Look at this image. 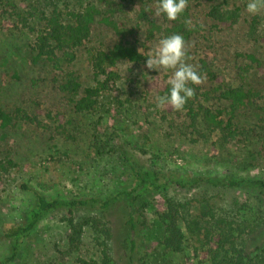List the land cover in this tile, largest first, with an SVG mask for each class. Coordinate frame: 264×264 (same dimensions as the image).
Instances as JSON below:
<instances>
[{
    "label": "rangeland",
    "instance_id": "rangeland-1",
    "mask_svg": "<svg viewBox=\"0 0 264 264\" xmlns=\"http://www.w3.org/2000/svg\"><path fill=\"white\" fill-rule=\"evenodd\" d=\"M13 1L28 23L36 26L40 13L35 8L42 0ZM104 1L67 0L71 8L95 2L106 11ZM113 1L121 5L111 20L120 29L131 30L136 24V13L130 0ZM246 2L190 0L192 20L199 30L193 41L184 46L185 63L211 46L214 61L226 73L227 82L234 85L243 83L238 73L247 63V54H254L264 64V45L249 32V20L254 14L246 11ZM217 3L240 7L241 17L232 28L215 29L205 17L211 5ZM118 34L99 16L87 46L106 48L117 41ZM137 35L141 41L145 40L144 33ZM127 37L134 38L129 33ZM161 38L158 35L151 41L152 50ZM33 41L34 35L11 17L6 0H0V104L7 110L22 107L36 115L46 111L54 117L59 113L65 116L61 128L57 121L40 116V125L21 122L8 130L0 129V157L7 152L17 163L0 185V264H77L76 256L67 249L69 229L62 220L67 215L63 208L52 210L42 218L23 238L21 255L13 262L7 261L10 241L4 237V231L25 220L26 213L36 205L37 194L48 199L111 200L115 208L134 203L143 208L147 224L137 238L136 247L131 249L125 236L116 232L112 240V264H132V261L165 264L164 256H157L163 252L160 243L165 233L158 209L164 206L165 197L204 196L219 208L234 207L236 202L235 209H239L241 218L248 220L251 231L261 217L260 211L264 217V198L253 182L264 180V76L253 75L247 80V84L260 92L259 109L240 115L234 137L223 143L215 132L200 129L199 135L192 134L182 119L164 115L156 107L155 95L148 84L140 82L143 75L150 78L158 72L126 61L120 65L122 79L114 92L123 101L121 109L114 110L123 113L112 119L104 106L95 113L75 112L52 81L50 64L44 59L36 60ZM86 55V50L79 51L73 69L84 86H91L95 80ZM159 73L170 76L171 70L162 69ZM198 86L203 91L211 83L203 79ZM110 100L112 104L111 97L105 98L107 107ZM201 133L207 137L203 138ZM131 167L142 172L178 173L189 177V182L203 176L215 183L234 180L237 184L213 186L199 182L183 188L169 184L164 191H150L137 183ZM22 185H27V189ZM135 188L138 189L133 192ZM127 192L132 196H125ZM136 195H139L137 200L133 199ZM101 211L94 206L79 208L75 213L81 219L103 215ZM117 215L116 222L121 223L122 218ZM257 233L263 240L264 227ZM92 237L93 231L89 229L80 255L98 259ZM193 254L188 247L185 253L171 256L175 264H190ZM257 254L258 260H264V251L254 252V257Z\"/></svg>",
    "mask_w": 264,
    "mask_h": 264
},
{
    "label": "trees",
    "instance_id": "trees-1",
    "mask_svg": "<svg viewBox=\"0 0 264 264\" xmlns=\"http://www.w3.org/2000/svg\"><path fill=\"white\" fill-rule=\"evenodd\" d=\"M104 2L106 11H102L101 6L95 2L71 8L67 0H42L40 6L35 8L40 14L37 25L33 26L17 11L13 0H6L7 6L11 9V17L16 18L22 23V27L34 35L33 48L36 60L44 59L50 64L52 81L57 84L59 92L70 101L74 111L95 113L104 106L105 112L112 119H116L123 113L114 110V108L120 110L123 102L118 99V92L114 94L122 79L121 63L126 61L135 65H145L146 57L152 50L150 43L158 35L164 37L174 33L181 34L185 45H189L195 38L199 26L193 23L190 0H187L184 12L175 20L155 15L157 0H130L136 13V24L131 30L120 29L119 25L111 20V16L119 11L118 6L121 4L118 5L113 0ZM240 11V7L217 3L211 5L205 17L212 22L215 29H229L239 21ZM106 12H109V15ZM99 16H103V22L112 25L119 33L117 41L106 48L87 46L91 39L93 24ZM137 32L144 33L145 40L141 41ZM249 32L264 45V10L250 18ZM127 33L134 38H128ZM82 49L86 50V58L93 71L95 84L91 86H84L73 69ZM245 57L247 63L238 73L243 83L238 85L227 82L226 73L214 61L215 52L211 46L203 49L197 57H190L187 63L198 73H202L203 79L211 83V86L202 91L204 88L189 83L188 86L193 88L194 95L187 100L184 108L176 111L170 106H164L161 108L164 115L182 119L183 125L192 129L190 131L192 134L195 132L199 135L201 130L215 132L223 143L230 141L235 135L239 116L259 109L258 100L261 98L260 92L247 84V80L253 75L264 76L263 61L254 54H247ZM168 77L167 73H156L150 78L143 75V81L140 82L147 83L156 98L168 91ZM107 96L112 99V104L110 100L108 107L104 103ZM40 116L57 121L59 128L65 121V116L61 113L54 117L50 112L39 111L36 115L22 107L7 110L0 104V129L8 130L21 122L40 125L42 124ZM201 136L207 137L206 134ZM15 167H17L15 160L4 152V156L0 157V185L5 181L8 172ZM131 171L137 183L150 191H164L169 184L182 188L199 182L213 186L237 184L234 180L215 183L211 178L203 176L189 182L187 179L189 177H181L178 173L142 172L134 167H131ZM253 182L264 198V180ZM22 187L27 189V185ZM124 194L127 197L132 196V193ZM138 197L139 195L133 196V199L137 200ZM36 198V205L26 213L25 220L9 226L4 231V237L10 241L8 262H13L21 255L23 238L52 210L63 208L67 211V215L62 219L69 229L67 249L76 256L77 264H112V240L115 233L124 235L130 248L134 249L137 238L147 224L144 209L134 203L115 208L111 200L48 199L40 194H37ZM233 205L231 208L229 206L219 208L210 198L204 196L182 199L165 197L164 206L158 209L165 233L160 243L163 252H159L157 256H164L165 264H175L171 255L185 253L187 248L191 247L194 254L190 264H264V260H258L259 254L254 257V252L264 251V239L260 240V234L257 233L264 227L262 211L261 217L251 231L248 220L241 218L239 209H235L236 202ZM94 206L99 207L103 215L77 218L75 212L79 208ZM117 213L122 218L121 223L116 222ZM89 229L93 231L92 238L99 253L98 259L80 255ZM132 264L142 263L132 261Z\"/></svg>",
    "mask_w": 264,
    "mask_h": 264
},
{
    "label": "clouds",
    "instance_id": "clouds-1",
    "mask_svg": "<svg viewBox=\"0 0 264 264\" xmlns=\"http://www.w3.org/2000/svg\"><path fill=\"white\" fill-rule=\"evenodd\" d=\"M187 0H157L155 15H163L168 20H175L184 12ZM246 11L256 14L264 10V0H247ZM186 23H191L186 21ZM185 40L181 34H170L162 37L157 46L148 53L145 67L148 70H171L167 79L168 91L156 96V107L170 106L176 111L184 108L188 99L194 95L189 83L198 85L204 76L198 73L191 64L185 63Z\"/></svg>",
    "mask_w": 264,
    "mask_h": 264
}]
</instances>
